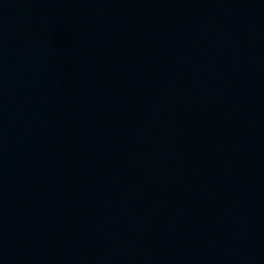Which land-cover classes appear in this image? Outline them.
Wrapping results in <instances>:
<instances>
[{"label":"water","instance_id":"95a60500","mask_svg":"<svg viewBox=\"0 0 264 264\" xmlns=\"http://www.w3.org/2000/svg\"><path fill=\"white\" fill-rule=\"evenodd\" d=\"M0 264H264V0H0Z\"/></svg>","mask_w":264,"mask_h":264}]
</instances>
